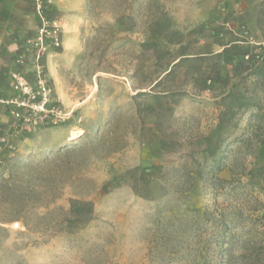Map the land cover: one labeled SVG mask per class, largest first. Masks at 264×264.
I'll return each instance as SVG.
<instances>
[{
	"label": "rangeland",
	"instance_id": "obj_1",
	"mask_svg": "<svg viewBox=\"0 0 264 264\" xmlns=\"http://www.w3.org/2000/svg\"><path fill=\"white\" fill-rule=\"evenodd\" d=\"M62 2L82 16L81 50L71 66L58 68L64 98L56 95L43 63L62 111L57 125L15 134L6 112L10 127L4 134L14 150L5 152L0 166V264H228L243 244L264 247V221L251 211V197L264 198L239 172L264 167V132L258 129L264 119L257 110L241 115L235 131L222 135L224 149L215 158H204L199 144L217 125L219 92L182 97L160 136L154 117L144 111L154 103L150 96L137 98L129 78L153 22L167 21L187 35L197 26H218L229 12L231 29L237 34L243 21L253 38L257 19L264 29V0ZM56 18L63 33L58 13ZM128 19L134 31L125 33ZM206 30L200 45L215 52L219 48ZM31 61L20 64L29 80ZM164 139L175 148L162 150ZM217 163L222 183L212 188L208 169ZM199 166L204 176L197 179ZM133 185L149 199L136 195ZM71 200L91 202L93 217L78 228L59 227ZM221 213L227 216L226 237Z\"/></svg>",
	"mask_w": 264,
	"mask_h": 264
},
{
	"label": "trees",
	"instance_id": "obj_2",
	"mask_svg": "<svg viewBox=\"0 0 264 264\" xmlns=\"http://www.w3.org/2000/svg\"><path fill=\"white\" fill-rule=\"evenodd\" d=\"M223 11H226L223 8ZM41 14L48 20L56 18L57 12L43 5ZM243 17H238L242 20ZM259 33L255 37H249L246 24L237 22V34L231 28L234 26L229 12L218 26L207 29L197 26L185 35L182 31L173 29L169 22H153L144 31L145 39L138 45L140 53L137 57L139 64L129 77L137 98L150 96L154 104L146 106L144 111L154 117V129L160 136L164 134L166 116L172 113V106L176 105L182 97L188 95L199 96L203 93L219 92L218 106L220 112L217 116V125L214 132L205 136L200 141L199 147L204 158H215L224 148L226 138L223 134L235 131L238 127L239 117L249 113L252 108L257 110V118L264 119L262 114L264 106V29L259 27V19L256 20ZM204 30L208 31V39L212 40V46L219 49L213 51L209 46L200 45ZM134 25L130 19L126 21L123 32H133ZM230 40H225L228 36ZM227 36V37H226ZM145 58V60H142ZM44 65V58L41 59ZM146 63V64H145ZM149 63V64H147ZM19 66V65H18ZM21 68V65L19 66ZM247 81L252 83L248 86ZM189 86L188 92L183 86ZM256 88V90H255ZM257 89H259V94ZM143 111V112H144ZM142 113V112H140ZM264 132V126H258ZM260 144L264 143L259 140ZM175 144L171 140H161L162 150L171 151ZM221 166L219 163L208 169L212 188L222 183L217 178ZM202 166L197 167V179L202 178ZM233 175V170L231 171ZM240 176L246 179V185L250 189L257 190L264 198V167L254 164L249 169L242 168ZM146 178L149 177L145 175ZM190 177V176H189ZM188 178V177H187ZM139 183L148 187V182L140 177ZM133 192L139 197L148 200L149 196L142 195L133 185ZM251 211L259 212L260 219L264 221V200L257 196L251 197ZM94 211L91 202L71 200L69 209L65 211L64 218L59 227L65 225L68 228L84 226L93 217ZM226 214L221 213L219 222L225 227L223 234L227 235L228 226ZM223 240V243L227 242ZM230 249L222 248V252ZM241 253L228 264H264V247L252 243L243 244Z\"/></svg>",
	"mask_w": 264,
	"mask_h": 264
},
{
	"label": "crops",
	"instance_id": "obj_3",
	"mask_svg": "<svg viewBox=\"0 0 264 264\" xmlns=\"http://www.w3.org/2000/svg\"><path fill=\"white\" fill-rule=\"evenodd\" d=\"M46 7L55 10L64 23L62 46L60 49H49L44 58L46 70L55 85L58 98H64L58 93L57 83L60 82L58 68L67 69L74 63L81 50L80 26L82 16L70 13L62 0H0V90L7 96H13L10 74L23 72L28 77L27 67H19L16 58L24 54L25 60H31L32 54L26 51L25 40L34 36L40 17V10ZM7 107L0 106V135L6 132L8 125Z\"/></svg>",
	"mask_w": 264,
	"mask_h": 264
},
{
	"label": "built area",
	"instance_id": "obj_4",
	"mask_svg": "<svg viewBox=\"0 0 264 264\" xmlns=\"http://www.w3.org/2000/svg\"><path fill=\"white\" fill-rule=\"evenodd\" d=\"M37 14L40 17L39 26L34 36L24 42L26 51L32 54L29 64L32 79H27L22 72H13L10 74L13 96L7 97L0 90V106L8 108V115L16 124L13 131L15 134L43 125H57L62 116L41 63L49 49L56 50L62 46V26L58 18L48 20L43 17L39 8ZM24 62V54L16 58L17 65ZM13 150L14 145L9 138L5 134L0 135V166L5 152Z\"/></svg>",
	"mask_w": 264,
	"mask_h": 264
},
{
	"label": "bare ground",
	"instance_id": "obj_5",
	"mask_svg": "<svg viewBox=\"0 0 264 264\" xmlns=\"http://www.w3.org/2000/svg\"><path fill=\"white\" fill-rule=\"evenodd\" d=\"M76 133H77V132H76ZM76 133H75V134H72L71 139H74L75 137H77V136H76Z\"/></svg>",
	"mask_w": 264,
	"mask_h": 264
}]
</instances>
